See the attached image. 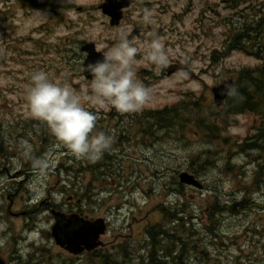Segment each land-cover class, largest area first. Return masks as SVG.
Instances as JSON below:
<instances>
[{
  "label": "rangeland",
  "instance_id": "1",
  "mask_svg": "<svg viewBox=\"0 0 264 264\" xmlns=\"http://www.w3.org/2000/svg\"><path fill=\"white\" fill-rule=\"evenodd\" d=\"M102 2L34 0L33 5L24 6L19 0H0V78H7V83L0 82V121L4 129L15 120L33 119L27 115L24 105L26 88L34 72L43 71L53 82L67 84L79 93L90 91L78 59L73 60L71 66H54L46 59L44 67L43 59L33 55L45 51L51 52L50 57H57L55 52L64 50L68 41L71 50H77L76 41L89 40L105 52L124 32L139 48L137 57L142 60L144 42L150 39V34L156 33L162 38L166 48L171 49L170 64L163 70L145 66L143 62L135 66L136 71L153 69L163 77L151 85L154 100L137 112L142 116L147 110L179 104L194 96H203L205 103L213 104L211 87L234 78L236 71L242 68L259 64L257 59L241 50L227 52L225 42L232 33V28L227 27L228 19L234 22V31L243 20L252 23L253 19H260L263 20L261 45H264V0H251L234 10L226 0H139L114 28L98 8ZM145 10L151 13L150 22L143 19ZM41 40L44 43H35ZM215 51L216 60L212 61ZM30 57L36 60L30 62ZM60 69L66 72L49 74L51 70ZM179 69L188 75L179 74ZM74 85L79 87L74 88ZM84 107L96 116L108 115L111 110H97L87 102ZM260 121L254 113L234 116L224 126L221 139L211 143L195 133L194 128L184 135L159 134L157 150L148 153L142 171L120 170L121 179L113 182L111 178L108 184L95 183L94 195L102 197L106 203L99 208L95 206L93 215L107 216L111 221L110 231L101 238L107 248L113 249V245L126 240L130 253L137 250L138 243L148 249L149 236L145 235V229L150 224L161 223L169 234L188 242L184 247L187 264H264V150L263 147L249 150L243 146L244 142H254ZM12 134L21 136L15 131ZM17 140L23 141L19 146L22 151L9 156L5 162L0 160V169L9 170L7 178L0 175V258L6 264H25L36 256L32 263L40 264V255H55L59 249L49 234L25 232L27 220L32 222L40 218L38 225L42 230H47L52 221L49 213L41 215V210L33 214L29 211L49 195L58 196L59 190L66 191L67 195H81L88 183L83 178L80 184L70 186L61 180L56 170L58 163L68 162L62 144L55 143L52 149L47 147L45 164L29 165L31 153L41 149L39 141L30 136ZM226 162L232 166L230 170L225 169ZM192 163L200 166L196 171L205 189L199 191L184 186L181 192L177 191L178 173L188 171ZM23 171H35L33 182L32 176L27 178L19 174ZM258 173L261 178L256 176ZM170 188L169 211H178L183 218L178 227L164 221L160 213V206L166 207ZM245 188L249 198L243 204L246 208L236 212L240 206L234 207V212L218 213L212 220L208 217L207 206L216 200L212 194L216 195L219 205H231L244 200ZM126 196L137 207L129 210L125 206L122 216L117 217ZM61 199L56 198L59 203ZM170 247L168 251L161 249L156 257L165 258L170 264L180 250L178 245ZM192 247L196 250L192 251ZM43 248L48 251L41 250ZM142 254L148 255V252L144 250ZM136 256L141 263L139 255ZM146 261L152 264L150 258Z\"/></svg>",
  "mask_w": 264,
  "mask_h": 264
},
{
  "label": "flooded vegetation",
  "instance_id": "2",
  "mask_svg": "<svg viewBox=\"0 0 264 264\" xmlns=\"http://www.w3.org/2000/svg\"><path fill=\"white\" fill-rule=\"evenodd\" d=\"M78 55V53H74ZM83 55V54H82ZM257 59L258 63L254 66H249L250 72H257L261 70V66L264 65V54L261 52L252 55ZM140 59V57H137ZM136 69V68H135ZM137 72L138 80H140L145 86L151 87L152 84L158 82L159 75L155 73L153 69H140ZM236 78V75H235ZM153 111H148L147 114L152 113ZM100 113V112H99ZM4 124L0 121V135L2 138V147H0V160H7L9 156H15L17 152L22 151L19 146L23 143L22 140H15L11 134L12 124L10 123L7 129H4ZM158 121L156 118L150 117L149 115H138L137 112L134 115L129 113H120L114 109L110 110L108 115H97V122L95 131H103L106 134L112 136L113 143L111 149L108 150L103 157L96 162H91L83 159H78L74 157L66 147H63L62 150L65 152V158L67 163H58L57 173L60 175L61 180L67 182L71 185H78L83 182V178L87 180L88 196L84 195H67L66 191L59 190V198L61 203L56 200L58 196L52 197L48 196L47 198L42 199L38 205H34L29 213H35L36 211L41 210V215L46 214L52 220L50 226L45 230V234H51L53 226L57 223L58 220L64 221H78L79 219H71L72 216H78L85 221H94V220H104L106 224V234L111 229V221L107 216H94L96 207L103 206L106 202L101 199L102 197L94 195V184L107 183V180L121 179L123 176L118 174L120 170L132 171L137 173V171H142L144 169V162L148 160V153H151L153 150L156 152L157 144L159 139V134L164 135L165 128L164 125L161 126L160 130L158 128ZM173 134L172 124L170 129L167 130V134ZM57 143H61L53 136L49 142V149H52V146ZM15 146H18L15 148ZM43 147V145H41ZM14 152V153H13ZM47 152V146L41 148L37 152H32V156L29 159V165L38 164L43 162L45 164V154ZM37 158V162L35 161ZM28 166V165H26ZM77 168L79 171H77ZM149 170V168H147ZM5 171L0 169V175H3L5 178L9 176L8 168H4ZM61 172V173H60ZM55 173V171L53 172ZM18 174V173H17ZM19 174H24L25 177L34 180L35 171H23ZM64 174V176H62ZM73 176V177H71ZM63 177L65 179H63ZM82 177V179L80 178ZM7 181V180H6ZM86 183V184H87ZM105 184V186H106ZM53 198V199H51ZM104 198V197H103ZM96 206V207H95ZM128 206L129 210H134L137 207V204L131 200L129 197H123V202L121 207L118 209L117 217L122 216V208ZM43 207V208H42ZM7 213H9V207L7 208ZM25 212H23L24 214ZM127 213L123 216H126ZM6 217V216H5ZM40 218L34 219L32 222L27 220L25 225L27 231H40V226L38 225ZM145 229L146 234L151 233ZM126 243V240L119 242L118 245H113V249L107 248L106 243L102 247L95 250H74L68 245L54 244L59 252L55 255L43 256L40 255L41 263L40 264H110L107 256L115 260L118 264H143L138 262V255L140 250L128 251V249H120V246ZM47 250V249H43ZM48 251V250H47ZM100 257H102L100 259ZM39 259V260H40ZM141 260V258H139ZM38 260V261H39ZM37 261V262H38ZM152 264H157L158 258L156 254L151 257ZM28 264H33L32 260L28 261ZM38 264V263H37Z\"/></svg>",
  "mask_w": 264,
  "mask_h": 264
},
{
  "label": "clouds",
  "instance_id": "3",
  "mask_svg": "<svg viewBox=\"0 0 264 264\" xmlns=\"http://www.w3.org/2000/svg\"><path fill=\"white\" fill-rule=\"evenodd\" d=\"M145 22L151 13L145 10ZM139 48L121 32L117 42L103 52V59L89 64L92 79L90 91L79 93L67 84L53 82L43 71L34 72L25 92V111L34 120L44 124L69 152L78 159L99 161L111 149L113 138L103 131H95L97 116L84 107L85 102L97 110L114 109L120 113L141 111L154 100L153 89L137 79L135 66H156L163 70L170 64L171 49L166 48L156 33L144 42L142 60L137 59ZM179 74L187 76L183 69ZM7 83V78H0ZM225 95L236 97L235 85H225Z\"/></svg>",
  "mask_w": 264,
  "mask_h": 264
},
{
  "label": "trees",
  "instance_id": "4",
  "mask_svg": "<svg viewBox=\"0 0 264 264\" xmlns=\"http://www.w3.org/2000/svg\"><path fill=\"white\" fill-rule=\"evenodd\" d=\"M30 5L34 4V0H25ZM229 4V7L234 10L241 5H245L251 0H226ZM229 20L228 29L232 28V33L228 36L227 41L225 42V49L227 52L233 50H242L246 53L251 52L254 46L259 44L262 46L260 41L262 36L260 33L263 29V20L253 19L252 23H247L245 20L242 21L241 26H239L234 31V22ZM234 21V20H233ZM42 50V49H41ZM257 49H255L256 51ZM45 53V51L43 52ZM68 50H63L59 53L61 60H68L71 56L68 54ZM215 51L211 59L212 61L216 60ZM43 57V56H42ZM261 70L257 72H250L248 69H243L237 73L236 84L239 91V95L236 97L227 96L225 104L220 109H216L210 103H205L203 96H194L190 99L182 101L179 104L174 105L172 109H164L156 112H152L146 115L156 118L158 121V128L160 130L161 126L164 125L166 130L170 129L172 124L173 132L176 135H184L188 129H195V133L207 138V141L211 143L213 140L221 139L224 126L228 124L231 118L240 114L254 113L261 118L259 125L256 128L257 135L254 137V142L246 143L244 142L243 146L249 150H255L258 147H263L264 150V65H262ZM20 126V127H19ZM17 127V128H16ZM19 127V128H18ZM15 128L17 134L21 136H30L35 137L41 144L45 146L50 142L53 135L50 134L47 127L37 120H25V121H16ZM165 130V131H166ZM224 141L226 139L224 138ZM205 162H207L205 160ZM231 165L229 162L225 163V169L230 170ZM197 168V169H195ZM200 166L197 167L192 163L189 166V170L195 174H198L196 170H199ZM258 178H261L260 174L256 175ZM177 186L176 190H183L185 187L179 184L175 180ZM86 193V192H85ZM244 197L241 202H235L231 205H219L217 201L211 203L207 206L208 217L212 220L214 216L218 213L225 211L234 212V207L240 206L236 212H240V209L246 208L243 206L244 202L249 201L248 194L245 188ZM212 197L216 198L215 194H212ZM178 211L174 212L171 218L165 217L164 221L168 223H175L176 227L179 226V222L183 221V218L179 216ZM184 226V225H182ZM184 228V227H183ZM151 233H148L150 236V251H155L158 253L161 249H171V245H178L180 250L177 255L171 258L172 262L170 264H187L185 259V246L188 245V242L183 240L177 235L169 234L165 228L159 224L152 229L148 230ZM159 233V234H157ZM192 234V233H191ZM122 249V248H121ZM192 251H195V247L191 248ZM151 252V253H153ZM171 255V253H170ZM151 257V255H150ZM102 257H100L101 259ZM107 259L110 264H118L111 257L107 256ZM157 264H169L167 261L158 260Z\"/></svg>",
  "mask_w": 264,
  "mask_h": 264
},
{
  "label": "water",
  "instance_id": "5",
  "mask_svg": "<svg viewBox=\"0 0 264 264\" xmlns=\"http://www.w3.org/2000/svg\"><path fill=\"white\" fill-rule=\"evenodd\" d=\"M135 0H105L100 6L102 13L110 18V26L115 27L119 25L122 18V10L128 8ZM82 52L87 54L85 61V69L89 64H94L103 59L101 52H97L94 43H86L81 48ZM84 76L91 80L92 76L88 71L84 70ZM232 84L234 81L229 79L223 81L220 85L211 88L213 94V103L220 107L223 105L227 95H225V85ZM179 181L181 184L192 186L197 189H202L203 185L193 174L183 171L179 174ZM77 218L78 221H64L58 220L57 225L53 227L52 236L58 244L68 245L73 250L81 247L92 249L101 244L98 241L101 234L105 232V226L102 220L100 221H84L78 216H72L71 219Z\"/></svg>",
  "mask_w": 264,
  "mask_h": 264
},
{
  "label": "bare ground",
  "instance_id": "6",
  "mask_svg": "<svg viewBox=\"0 0 264 264\" xmlns=\"http://www.w3.org/2000/svg\"><path fill=\"white\" fill-rule=\"evenodd\" d=\"M236 76H237V74H236ZM204 189H205V188H204ZM212 198H214V197H212ZM215 201H217V199H216ZM217 203H218V201H217Z\"/></svg>",
  "mask_w": 264,
  "mask_h": 264
}]
</instances>
